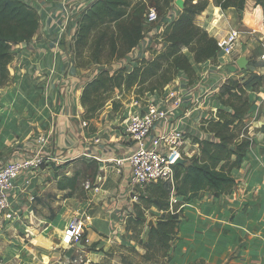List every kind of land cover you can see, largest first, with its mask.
<instances>
[{
    "label": "crops",
    "instance_id": "crops-1",
    "mask_svg": "<svg viewBox=\"0 0 264 264\" xmlns=\"http://www.w3.org/2000/svg\"><path fill=\"white\" fill-rule=\"evenodd\" d=\"M93 1L37 0L32 6L38 12L39 27L29 42L12 45L9 71L13 81L0 88V163L33 155L38 147L33 134L42 132L49 140L45 150L59 161L81 158L95 169L93 179L99 171L104 174L103 181L87 189V197L73 207L74 214L83 210L88 216H94V222L87 225L85 244L76 247L77 253L85 255L88 261L92 259L90 254L99 253L87 251L86 244L96 242L106 250L99 236L104 232L96 228H117L112 241L124 235L122 212L126 203L133 201L134 192L126 177H121L108 160L128 149L121 140L122 124L118 117L122 116L91 120L89 125L95 127L94 131L83 123L79 96L86 76L84 69L74 64L71 49L78 19ZM256 2L245 0L240 13L234 7L221 9L213 0H208L206 8L195 16V23L216 40L232 30H238L239 36L231 54L218 50L216 58L194 63L197 77L192 82L181 71L164 87L163 91L178 89L183 101L181 111L169 117V128L200 137L201 120L219 107L216 93L227 78L251 73L261 76L264 94V4ZM181 11L182 8L169 11L164 22L170 23ZM164 22L158 31L162 30ZM61 38L64 48L59 46ZM159 46L158 51H161L165 44ZM183 51L191 54L186 48ZM243 55L249 60L246 70L236 64V59ZM250 101L249 112H252L260 105L258 101ZM261 117L263 121L253 119L256 129L264 125V114ZM262 146L264 142L249 149L241 165L232 169L236 184L230 193L214 196L204 191L203 196L200 193L183 205L178 246L174 255L173 248L167 264H264V175L258 172L263 164ZM55 174L54 169L47 166L28 181L25 179L28 174L21 176L13 191L16 203L20 207L24 201L28 203L26 193H34V187L42 184L45 177L55 181ZM26 205L29 204L23 208ZM31 213L29 217L33 219L32 209ZM50 222L52 229L55 228L54 239L66 240L68 231L60 228L61 223L56 219ZM111 237L105 239L111 240ZM67 247H59L68 255L65 264H74L77 258L74 259Z\"/></svg>",
    "mask_w": 264,
    "mask_h": 264
},
{
    "label": "trees",
    "instance_id": "trees-1",
    "mask_svg": "<svg viewBox=\"0 0 264 264\" xmlns=\"http://www.w3.org/2000/svg\"><path fill=\"white\" fill-rule=\"evenodd\" d=\"M213 2L221 9L234 7L243 10L245 4V0ZM256 3L263 5L264 0H257ZM207 4L208 0H184L178 17L155 34L154 39L161 36L167 45L162 51L155 52L153 58L138 60L131 70L124 66L113 73L102 69L86 82L80 102L85 110L83 120L87 128L91 127L90 131H94L95 127L89 126V122L97 117L116 90L123 95L132 92L137 99L144 97L147 92L161 93L179 72L186 73L192 82L197 77L193 64L216 58L220 49L217 40L194 21ZM143 8L140 0L93 1L78 19L72 44L74 56L79 57L90 40L91 47H94L91 60H100L104 49L108 50L106 59L125 56L144 36ZM38 27L39 15L33 6L23 0H0V88L12 80L9 71L13 58L12 45L29 42ZM184 48L192 54L191 58L183 51ZM255 77L254 84L262 85L261 76ZM246 78H227L221 85L218 99L222 107L217 109L214 117L201 120V129L213 138L192 137V141L198 144L199 153L193 155L188 164L177 163L174 166V185L159 181L148 185L144 193L139 194L134 213L130 212L125 221V237L135 240L144 252L140 254L133 247L120 245L128 253V256L122 254L123 264H142L141 260L167 264L178 238L183 205L204 191L214 196L231 192L236 184L232 169L238 168L247 151L255 146L246 122L252 106L248 92L249 80ZM119 105L118 100L113 99V109L117 110ZM79 175V171L61 177L56 173L57 188L73 192L79 183ZM172 190L179 198L176 202L171 201ZM151 206H155L161 214L155 225L149 228L147 241L143 242L141 235ZM96 244L92 243L88 249L93 250ZM132 255L139 256L140 260H132Z\"/></svg>",
    "mask_w": 264,
    "mask_h": 264
},
{
    "label": "rangeland",
    "instance_id": "rangeland-1",
    "mask_svg": "<svg viewBox=\"0 0 264 264\" xmlns=\"http://www.w3.org/2000/svg\"><path fill=\"white\" fill-rule=\"evenodd\" d=\"M26 1L30 6H32L37 2V0H26ZM140 1L144 6L143 14H142L143 19L149 8L154 7L158 13V20L153 21L149 24H145V25L143 24L144 27L143 38L125 56H123L122 58L114 57L112 59H106L108 50L104 49L102 51L103 53L100 60H91V53H93L94 47L93 46L91 47L90 39L88 46L83 49L79 57L76 58L71 49V55L74 64L78 66L77 63H81L82 65L78 67L84 69L86 76L85 83L80 89L81 93L88 79L90 80L93 77H95L102 69L109 70L110 73H113L115 69L124 66L125 68L131 70L134 66L137 65L138 60H141L142 58L151 59L154 57L155 52H160L158 51V49L160 48L159 46L160 43L165 44L163 48L166 47L167 43L161 39V36L154 39L155 34L160 33L164 29L165 25L168 24L164 22L166 18L165 17L166 13L174 9L176 10L177 8L179 9L181 7H179L176 4V0H140ZM163 22L164 24L162 30L158 31L157 29L159 28V26L162 25ZM188 55H190V58L192 57V54H188ZM243 77H247L246 79L249 80L248 81V85L250 86L248 88L249 98L253 100V102L255 103H257L258 101L260 105L255 110H252V112L247 113L249 114V116L248 115L246 116L247 117L246 122L247 124H249V135L254 139L255 146H257L258 143L264 142V125L256 129L254 125V123H256V120L254 121L253 119L257 118V121L258 120L263 121L261 115L264 114V108L262 107L264 105V94H262L261 91L262 90L261 84L260 86L254 84L256 81L255 74L233 76V78H243ZM12 81L13 79L11 80L10 83H8L3 87L11 85ZM220 90L221 89H219L218 92L216 93L217 97ZM122 95L123 93H119V91L116 90L111 95L112 98L108 100L104 104L102 109L97 113V117L92 120L100 121L101 119H104L106 116L108 117L109 116L118 117L120 115L122 116L123 112L126 111L127 107H129L128 105L135 99V96L133 95L132 92H130L129 94H125L123 96ZM80 96H79V100H80ZM113 99L118 100L119 104H121L119 105L117 110H114L112 107ZM219 104H220L219 107H222L221 102ZM81 107L83 108V113H82V117H83L85 110L82 104ZM217 109L214 110V112L209 113L208 118L214 117L217 114L216 112ZM118 119L120 120L121 117H118ZM90 129L91 127L88 128V130ZM37 134H39V132L33 134V136L35 137ZM199 136H200L199 138L202 139L213 138V136L210 133L204 130L201 131ZM192 137L193 135L190 136L191 141H192ZM187 147L189 148L188 151L189 155L182 156V159L180 158L182 164H188L190 162V158L193 155L199 153V150L197 151L196 149V145L190 144V146ZM261 155H262L263 164L260 166L258 172L264 175V146H262ZM47 166L52 167L55 173L59 175V177L63 175H72L75 171H79L80 172L79 183L76 187V190H74L73 192H70L69 190H64V191L59 190L56 186L57 178L55 179V181H53L51 178L45 177L42 180L43 185L39 184L34 187L35 189L34 193H26L27 196L29 195L27 201L30 207L29 205H26V207L23 208L24 205L26 204L24 203L25 202L24 201L21 204L20 212L18 213V216L12 218V220L8 219L7 221L5 220V218L3 219L0 218V264H65L68 263V255L65 256L64 253L60 251V249H62L63 247H67L68 245L70 246L67 248H70L71 252L75 256L74 259L77 258V261H75L74 264H96L99 262H104L105 264H123L122 254L128 256L127 255L128 253L127 251L120 248L119 247L120 245H127L133 247L140 254L144 252V249L135 240L125 237V233L123 236H118L117 239L115 238L114 239L115 241H112L115 235L114 231L117 228L104 229L102 227L101 228L98 227L96 228V231L104 232V233H100L99 236L100 238H102L101 241L104 242L106 250L100 247V245L99 246L96 245L93 251H96L99 254L97 253L90 254L92 258L90 259V261L86 260L85 255H83L82 253L79 255L77 253L78 251V249L76 248L77 245L74 242L75 240H77L79 241L80 244H85L86 242L85 236L87 233L86 226L90 222L92 223L94 222L93 217L92 215L88 216L89 219L86 223V226L85 225L83 226V230H79V233L76 235V237H70V232L68 231L69 226L66 225L65 223L66 222L70 223L71 219L76 216L82 217L87 214L83 210H81L79 214H74L73 207L78 204L77 202L82 201L87 197L86 196L87 189L85 188L83 183L86 180L89 181L93 180V174L95 172V169L93 167L87 166L86 161L81 158H76L75 160L73 159L69 162L66 161L61 162L59 165H57L56 162L53 161H50V163H44L43 167H47ZM40 185H42L43 187ZM146 188L147 186H143V187L135 186L133 188L134 190L133 193H136L139 196L140 193H144ZM203 195L204 193H201V196ZM30 196L32 197L31 200L29 198ZM133 196H132L133 201L131 202L128 201L126 203L127 205L124 206L122 212L123 213L122 219L124 221H126L127 215L130 212L134 213L133 211L134 204L136 202H139L138 197L135 199L133 198ZM31 209L33 212V219L32 218L30 219L29 217L32 214ZM160 214L161 212H159L155 206H151L150 210L147 212V219L152 218L154 222H157ZM55 219L57 222L61 223L60 224L61 229H63L64 231H68L67 232L68 237L66 240L65 239L63 241H61L60 239L57 240L58 237L54 239L55 237L53 231L55 228L52 229V227L50 226L51 225L50 221H53ZM148 231H149V226L147 225V222H145V225L143 227V232L141 235L143 242L147 241ZM64 233L62 234L64 235ZM110 237L112 238L111 240L105 239V238L110 239ZM91 245L92 243L86 244L87 251H89V249L87 248ZM177 246H178V241H176L174 245L173 255L176 251ZM104 251H106L107 253H104ZM131 259L134 261L140 260L139 256L137 255L135 256L132 255ZM141 261L142 264H156V263L144 262V260Z\"/></svg>",
    "mask_w": 264,
    "mask_h": 264
},
{
    "label": "built area",
    "instance_id": "built-area-1",
    "mask_svg": "<svg viewBox=\"0 0 264 264\" xmlns=\"http://www.w3.org/2000/svg\"><path fill=\"white\" fill-rule=\"evenodd\" d=\"M158 20V13L150 7L144 16L143 24ZM238 30H232L220 37L217 42L225 54H231L238 40ZM134 99V98H133ZM182 96L178 89L172 88L161 93L147 92L144 97L135 98L127 107L120 119L121 140L128 149L121 154L108 159L121 177H126L131 188L148 186L159 181L175 183L174 166L182 156L189 155L187 146L198 144L191 141L190 136L176 128H169V117L182 109ZM85 125L86 121L83 122ZM38 144L37 151L31 156L19 157L0 163V218L7 221L18 216L20 205L15 201L13 193L17 180L23 175L30 180L35 173H41L44 163L50 161L60 163L54 154L45 150L48 136L39 133L33 137ZM196 151V150H195ZM198 151V150H197ZM97 172L93 181L86 180V189L98 186L104 179V174ZM172 190L171 201L179 200ZM133 198L138 195L133 193ZM30 200L32 197H29ZM88 215L76 216L71 219L68 231L70 237H76L88 221ZM87 227V226H86ZM74 243H79L75 240Z\"/></svg>",
    "mask_w": 264,
    "mask_h": 264
},
{
    "label": "water",
    "instance_id": "water-1",
    "mask_svg": "<svg viewBox=\"0 0 264 264\" xmlns=\"http://www.w3.org/2000/svg\"><path fill=\"white\" fill-rule=\"evenodd\" d=\"M176 4H177L179 7L183 8V0H176ZM239 12L242 13L243 11L240 10ZM59 46H60L61 48H64V39H63V38H61V40H60V42H59ZM248 62H249V60H248L247 57L244 56V55H243V56H239V57L236 59V64H237V66H238L240 69H244V70H246V69H247V64H248ZM232 148H233V146H232ZM176 163H181V164H182L181 159L179 158V159L176 161ZM147 225L149 226V228H150L151 226L155 225L154 220H153L152 218H149V219L147 220ZM76 245L79 246L80 243H76Z\"/></svg>",
    "mask_w": 264,
    "mask_h": 264
},
{
    "label": "bare ground",
    "instance_id": "bare-ground-1",
    "mask_svg": "<svg viewBox=\"0 0 264 264\" xmlns=\"http://www.w3.org/2000/svg\"><path fill=\"white\" fill-rule=\"evenodd\" d=\"M220 51H222V50H220ZM26 204H29V203H26Z\"/></svg>",
    "mask_w": 264,
    "mask_h": 264
}]
</instances>
